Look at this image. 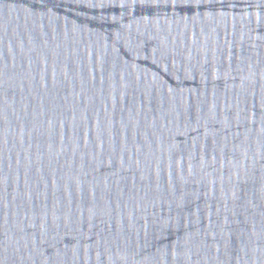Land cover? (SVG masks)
<instances>
[{
	"label": "water",
	"instance_id": "water-1",
	"mask_svg": "<svg viewBox=\"0 0 264 264\" xmlns=\"http://www.w3.org/2000/svg\"><path fill=\"white\" fill-rule=\"evenodd\" d=\"M0 264H264V0H0Z\"/></svg>",
	"mask_w": 264,
	"mask_h": 264
}]
</instances>
